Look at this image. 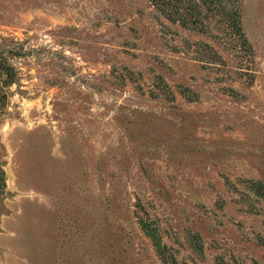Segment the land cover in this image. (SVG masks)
I'll list each match as a JSON object with an SVG mask.
<instances>
[{
	"label": "rangeland",
	"instance_id": "rangeland-1",
	"mask_svg": "<svg viewBox=\"0 0 264 264\" xmlns=\"http://www.w3.org/2000/svg\"><path fill=\"white\" fill-rule=\"evenodd\" d=\"M240 4L249 54L146 0H0V264H162L140 221L178 264H264V0Z\"/></svg>",
	"mask_w": 264,
	"mask_h": 264
},
{
	"label": "trees",
	"instance_id": "trees-1",
	"mask_svg": "<svg viewBox=\"0 0 264 264\" xmlns=\"http://www.w3.org/2000/svg\"><path fill=\"white\" fill-rule=\"evenodd\" d=\"M168 21L198 33L212 36L218 41L230 43L236 53L250 52V44L243 32L241 0H146ZM8 38L0 37V107L7 103L8 90L17 83L18 71L12 59L19 56L11 49ZM8 43V44H7ZM205 47L210 64L219 60L217 52L209 45ZM21 56V55H20ZM166 86V85H165ZM252 187L264 192V183L252 181ZM5 173L0 165V198L5 195ZM140 227L152 241L156 255L162 264H178L171 249L162 243L160 236L149 223L140 221Z\"/></svg>",
	"mask_w": 264,
	"mask_h": 264
}]
</instances>
